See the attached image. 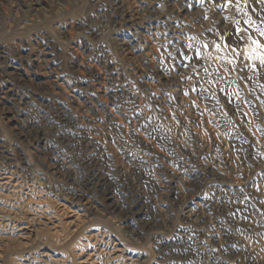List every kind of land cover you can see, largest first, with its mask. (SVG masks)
<instances>
[{
    "label": "rangeland",
    "instance_id": "1",
    "mask_svg": "<svg viewBox=\"0 0 264 264\" xmlns=\"http://www.w3.org/2000/svg\"><path fill=\"white\" fill-rule=\"evenodd\" d=\"M220 3L0 0V264H264V69L200 59L264 6Z\"/></svg>",
    "mask_w": 264,
    "mask_h": 264
},
{
    "label": "snow or ice",
    "instance_id": "2",
    "mask_svg": "<svg viewBox=\"0 0 264 264\" xmlns=\"http://www.w3.org/2000/svg\"><path fill=\"white\" fill-rule=\"evenodd\" d=\"M204 0H201V3H203ZM215 3V0H213ZM242 0H235V3H233V0H224V3L217 4L216 6L223 10L226 7L234 6L236 10L244 13L245 16L248 15L247 12H245V8L249 7V0H243V6H241ZM253 4H258L261 6H264V0H251ZM253 12L256 11L255 8L251 9ZM257 18L261 21L262 24H264V16H260L257 14ZM249 25V28L253 29L255 36L252 32H249L247 29H238V31L241 33V36L237 38L235 41L229 40L228 42H224L223 35L220 36V40L223 43H218L216 41L212 42V46L215 48V54L212 52H209L208 56L205 58L203 56L200 57L202 60H224L227 65L233 66V71H244L245 69L250 70L254 74H260L261 70L264 69V27H261L257 25L256 20H253L251 17L248 18V20L245 21ZM246 33V38H245ZM259 37L256 38V37ZM190 40H194L195 37H190ZM250 41V43H249ZM245 45V48L243 51H241V44ZM189 48L192 47L190 44L188 46ZM204 48H208V44L203 45ZM228 50V51H226ZM199 54V49L196 50ZM171 55V54H169ZM185 59H189V63H191V59L185 56ZM199 62V61H197ZM258 62V63H257ZM187 67V65H185ZM193 71H197V69L193 68ZM203 71L207 73L209 76H212L213 73L209 71L208 67H204ZM217 72L220 71V69L216 70ZM245 79L251 80L252 78L247 76L245 74ZM185 79H192L191 76L185 77ZM215 79V77H214ZM219 79H223V76L219 77ZM205 83H211V81H205ZM257 87L261 89V91H264V84H257ZM192 91H196L195 88L192 89ZM207 91V89H205ZM223 91V89H221ZM153 95H155L153 93ZM184 95H188V92H184ZM232 95L237 96L239 98V93H233ZM171 99V97H169ZM259 99V97H257ZM243 103H251L250 101H242ZM231 103V101H229ZM217 104H219V101L217 100ZM260 104L264 105V100H260ZM193 105H195V101H193ZM198 107V105H195ZM240 105H237V109L239 110ZM252 111L255 113V116L257 119L260 118L259 110L256 108H253ZM224 116H227V113H223ZM235 115V113H233ZM241 115L245 118L243 123L247 127V130L249 132H252L253 135H256L257 133L260 134L261 137H264V127H261L259 125H253L251 119H247L249 116L248 112H242ZM225 125L231 126V128L235 129L237 127L236 124L233 123L231 119H226L224 121ZM219 126V125H218ZM254 129V130H253ZM238 135H241L238 133ZM243 143H249V139L247 137H242ZM259 143V140L252 141V146L255 147V145ZM258 155L264 157V153L257 152ZM259 190V189H258ZM264 202V201H262Z\"/></svg>",
    "mask_w": 264,
    "mask_h": 264
},
{
    "label": "bare ground",
    "instance_id": "3",
    "mask_svg": "<svg viewBox=\"0 0 264 264\" xmlns=\"http://www.w3.org/2000/svg\"><path fill=\"white\" fill-rule=\"evenodd\" d=\"M244 130V129H243ZM249 139L252 140V138L249 136Z\"/></svg>",
    "mask_w": 264,
    "mask_h": 264
}]
</instances>
